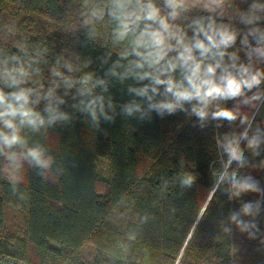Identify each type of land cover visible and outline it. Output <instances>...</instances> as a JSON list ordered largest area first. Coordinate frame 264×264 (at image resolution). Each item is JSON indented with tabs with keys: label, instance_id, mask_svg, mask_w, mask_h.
<instances>
[{
	"label": "trees",
	"instance_id": "obj_1",
	"mask_svg": "<svg viewBox=\"0 0 264 264\" xmlns=\"http://www.w3.org/2000/svg\"><path fill=\"white\" fill-rule=\"evenodd\" d=\"M105 3L0 0V58L15 56L31 65L30 86L47 90L59 85L57 95L65 100L60 108L72 117L39 132L24 130L29 146H41L52 158L49 169L27 160L13 169L0 157V261L264 264V100L248 128L241 120L246 116L249 121L261 100L255 106L241 104L240 116L231 123L209 119L202 125L183 111L163 117L152 111L143 120L138 114L124 116L121 106L135 98L128 86L140 85L107 75L124 44L114 42L115 24L107 15H91ZM235 8L244 9V4L238 0ZM201 14L192 9L177 23ZM67 54L89 66L93 79L107 81L104 95L116 105L114 122L101 118L99 128L93 127L79 111L76 87L65 95L53 69L63 77L82 78L64 66ZM45 103L41 101L39 110ZM236 103L221 106L231 109ZM245 130L249 138L259 130V146L253 151L241 137L243 164L232 161L226 171L238 180L251 177L258 191L233 195L230 180H218L228 161L222 144L226 135L240 136ZM101 160L107 164V179L100 176ZM189 176L192 184L184 185ZM249 203L254 211L245 215L242 208ZM8 209L22 216L13 230L6 228ZM233 214L255 227L241 232L230 218Z\"/></svg>",
	"mask_w": 264,
	"mask_h": 264
},
{
	"label": "clouds",
	"instance_id": "obj_2",
	"mask_svg": "<svg viewBox=\"0 0 264 264\" xmlns=\"http://www.w3.org/2000/svg\"><path fill=\"white\" fill-rule=\"evenodd\" d=\"M227 2L162 0L161 5L160 0H106L103 6L92 10L94 18L103 19L107 15L114 22L113 40L124 44L107 75L120 82L132 80L140 85L128 86L127 92L135 98L121 106L124 116L138 114L143 120L146 116L150 119L152 111L161 117L183 111L196 116L202 125L209 119L231 123L240 116L241 104L255 106V102L261 100L264 96L261 91L264 27L260 22L264 21V3L240 0L247 8H237L225 17ZM192 9L205 14L194 16L186 24L177 23ZM238 38L239 48L236 47ZM234 48L235 51H230ZM64 66L72 71L70 65ZM32 71L31 65L15 56L0 58V157H4L13 169L19 168L20 161L27 160L30 165L46 170L52 158L46 156L41 146H29L24 130L39 132L58 122L70 121L72 117L60 108L65 100L57 95L59 85L47 90L42 85L30 86ZM52 75L61 77L65 95L76 87L79 111L89 117L93 127L99 128L101 118L114 122L116 105L111 97L104 95L108 91L105 79H93L89 74L73 80L61 76L57 69H53ZM98 87L101 88L99 93L95 91ZM41 101L46 102L43 110H39ZM228 101H236V106L231 109L221 106ZM241 123H249L251 127L246 116ZM241 137L253 151L259 146V130L251 138L247 130L240 136L226 135L222 147L229 158L228 164L232 161L240 162V166L243 164ZM218 180H230L233 195L258 191L251 177L238 180L234 172L225 171ZM192 182L190 176L183 180L188 186ZM254 207L245 204L242 212L253 214ZM238 215L230 218L241 232L255 227L238 220Z\"/></svg>",
	"mask_w": 264,
	"mask_h": 264
},
{
	"label": "rangeland",
	"instance_id": "obj_3",
	"mask_svg": "<svg viewBox=\"0 0 264 264\" xmlns=\"http://www.w3.org/2000/svg\"><path fill=\"white\" fill-rule=\"evenodd\" d=\"M237 1L238 0H228L224 8L225 17L233 14L236 11L235 6L237 4ZM250 2L251 0H249V3ZM260 3H264V0H262ZM245 8H247L246 4H244V9ZM65 64H68L71 66V69H72L71 72H74L75 74L80 75L81 77H84L85 75L90 74V67L81 63L76 57L72 56L71 54L65 55ZM253 91H255V89ZM261 91H264V90L261 88ZM258 104L254 108V111L252 112L249 122L252 116H254L255 111L257 110ZM263 118H264V114H263ZM246 127H248V124ZM99 165H100L99 166L100 176L103 179H107V164L105 163V161L101 160L99 161ZM226 165L228 166V163L225 164L224 170L221 172V175L226 171L227 169ZM21 223H22V216L20 213L15 212L14 210H9V209L6 211V228L8 230H13L14 227L20 226Z\"/></svg>",
	"mask_w": 264,
	"mask_h": 264
},
{
	"label": "water",
	"instance_id": "obj_4",
	"mask_svg": "<svg viewBox=\"0 0 264 264\" xmlns=\"http://www.w3.org/2000/svg\"><path fill=\"white\" fill-rule=\"evenodd\" d=\"M264 100V96L262 97V99H261V101L259 102V104H258V107H257V110H258V108H259V106H260V104L262 103V101ZM256 110V111H257ZM256 111H255V113H256ZM255 115V114H254ZM249 126V125H248ZM248 128V127H247ZM215 189V188H214ZM214 189H213V191H214Z\"/></svg>",
	"mask_w": 264,
	"mask_h": 264
},
{
	"label": "crops",
	"instance_id": "obj_5",
	"mask_svg": "<svg viewBox=\"0 0 264 264\" xmlns=\"http://www.w3.org/2000/svg\"><path fill=\"white\" fill-rule=\"evenodd\" d=\"M0 264H10V263L0 261Z\"/></svg>",
	"mask_w": 264,
	"mask_h": 264
},
{
	"label": "built area",
	"instance_id": "obj_6",
	"mask_svg": "<svg viewBox=\"0 0 264 264\" xmlns=\"http://www.w3.org/2000/svg\"><path fill=\"white\" fill-rule=\"evenodd\" d=\"M18 264H20V263H18Z\"/></svg>",
	"mask_w": 264,
	"mask_h": 264
}]
</instances>
